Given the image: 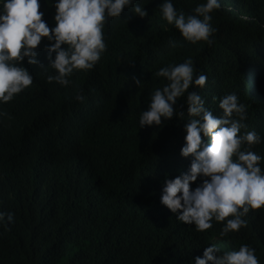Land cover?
Masks as SVG:
<instances>
[{
  "label": "trees",
  "instance_id": "trees-1",
  "mask_svg": "<svg viewBox=\"0 0 264 264\" xmlns=\"http://www.w3.org/2000/svg\"><path fill=\"white\" fill-rule=\"evenodd\" d=\"M161 2L133 0L147 11L144 18L131 7L107 18L100 59L92 69L74 70L67 86L46 79L55 74L46 38L37 46L39 65L21 61L33 83L0 103V211L13 216L0 224V264H194L211 244L218 253L248 245L264 264V207L217 237L224 221L196 231L160 203L165 178L191 162L178 155L192 118L187 92L174 106L182 116L139 128L151 94L167 83L157 71L190 58L194 76L207 79L188 91L215 116L223 115L218 105L226 94L245 105L241 132L261 136L250 150L262 157L264 171V0H219L210 13L211 44L186 41L163 18ZM203 2L172 0L186 15ZM54 3L39 0L50 29ZM78 91L83 101L75 99ZM198 183L199 177L190 188Z\"/></svg>",
  "mask_w": 264,
  "mask_h": 264
},
{
  "label": "clouds",
  "instance_id": "clouds-1",
  "mask_svg": "<svg viewBox=\"0 0 264 264\" xmlns=\"http://www.w3.org/2000/svg\"><path fill=\"white\" fill-rule=\"evenodd\" d=\"M52 6L55 25L50 29L38 10L39 0H0V103L10 101L33 83L21 61L27 58L28 64L39 65L37 46L42 38L49 42L48 67L55 72L47 81L67 86L74 70L92 69L100 59L106 47L102 29L107 18L120 17L122 9L130 7L134 16H147L145 8L133 0H55ZM158 6L163 18L186 41L212 43L210 36L215 29L210 13L220 8L219 0H204L188 15L176 9L172 0H162ZM156 75L167 83L151 94L147 109L140 114L139 128L159 126L162 118L169 121L182 116L184 112L174 106L186 92V112L192 117L184 125V143L178 145V155L191 157L190 166L173 179L165 178L160 203L177 214L178 221L194 225L196 231L210 229L213 220L224 221L219 236L239 230L246 225L242 217L250 209L264 207L262 157L250 150L261 142V136L255 131L241 132L246 127L245 105L238 102L235 93L226 94L218 105L223 115L215 116L197 92L188 91L190 86L203 87L207 79L204 74L194 76L190 58L161 67ZM75 99L83 101L84 97L78 91ZM198 177L200 183L190 188ZM5 218L8 223L13 220L11 213L0 211V224ZM254 252L241 245L238 250L218 253L211 244L194 264H258Z\"/></svg>",
  "mask_w": 264,
  "mask_h": 264
},
{
  "label": "bare ground",
  "instance_id": "bare-ground-1",
  "mask_svg": "<svg viewBox=\"0 0 264 264\" xmlns=\"http://www.w3.org/2000/svg\"><path fill=\"white\" fill-rule=\"evenodd\" d=\"M44 15V14H43ZM103 58V57H102ZM107 58V57H106ZM215 223V222H214ZM215 225V224H214ZM215 227V226H214ZM213 227V228H214ZM189 228V227H188ZM192 230V229H191ZM215 230V229H214ZM208 231H210V230H208ZM212 231V230H211ZM212 233H213V231H212ZM216 233V232H215ZM214 234V233H213ZM217 234V233H216ZM206 235H208L207 233H206ZM212 235V234H211ZM210 235V236H211ZM215 235V234H214ZM218 235V234H217ZM212 237H213V235H212ZM217 237H219V235L217 236ZM210 238V237H209ZM211 239V238H210ZM219 243H221V242H219ZM222 245V244H221ZM221 245H219V246H221ZM218 246V245H217ZM199 247V246H198ZM216 247V246H215ZM218 248H220V247H218Z\"/></svg>",
  "mask_w": 264,
  "mask_h": 264
}]
</instances>
